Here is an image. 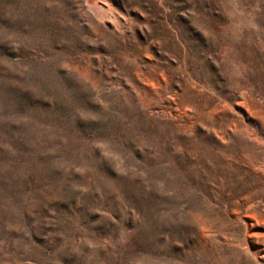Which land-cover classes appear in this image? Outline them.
Instances as JSON below:
<instances>
[{
	"label": "rangeland",
	"instance_id": "374dc122",
	"mask_svg": "<svg viewBox=\"0 0 264 264\" xmlns=\"http://www.w3.org/2000/svg\"><path fill=\"white\" fill-rule=\"evenodd\" d=\"M97 1L0 0V264H264V0Z\"/></svg>",
	"mask_w": 264,
	"mask_h": 264
},
{
	"label": "bare ground",
	"instance_id": "6f19581e",
	"mask_svg": "<svg viewBox=\"0 0 264 264\" xmlns=\"http://www.w3.org/2000/svg\"><path fill=\"white\" fill-rule=\"evenodd\" d=\"M88 2H89V4H91L92 5V9L93 10H96L98 13H99V11L100 12H102L103 10H104V7L106 6L104 3H102V2H98L97 0H88ZM109 7V6H108ZM90 9V8H89ZM96 12V13H97ZM103 13H105V11L103 12ZM108 13V12H107ZM93 14H94V11H93ZM100 14V13H99ZM94 15H96V14H94ZM107 16H109V15H107ZM111 16H112V14H111ZM114 16V15H113ZM101 17H103V16H101ZM115 18V17H114ZM103 19V18H102ZM101 19V20H102ZM110 19V18H109ZM108 20V19H107ZM112 20V19H111ZM115 20V19H114ZM110 21V20H109ZM114 22V21H113Z\"/></svg>",
	"mask_w": 264,
	"mask_h": 264
}]
</instances>
